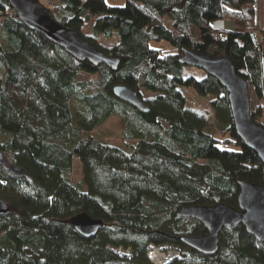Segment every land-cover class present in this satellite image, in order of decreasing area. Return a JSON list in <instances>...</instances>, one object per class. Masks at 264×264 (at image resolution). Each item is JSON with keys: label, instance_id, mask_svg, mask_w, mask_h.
<instances>
[{"label": "trees", "instance_id": "trees-1", "mask_svg": "<svg viewBox=\"0 0 264 264\" xmlns=\"http://www.w3.org/2000/svg\"><path fill=\"white\" fill-rule=\"evenodd\" d=\"M56 1L47 7L51 17L118 65L77 60L0 0V151L31 179L0 166V197L9 204L0 215V264H151L153 245L180 249L166 264H264V242L243 225L223 227L217 252L207 256L179 240L205 234V227L177 215L192 205L237 208L238 180L264 183L261 161L235 132L225 88L205 72L184 76L187 66L178 61L183 49L228 57L253 93L252 119L264 126V27L256 0ZM221 19L245 27L221 30L220 39L213 23ZM90 22L94 33L84 34ZM99 35L118 40L106 47ZM161 41L168 48L151 47ZM117 85L134 89L148 111L116 98ZM179 86L211 95L207 109L187 107ZM110 115L125 125L123 147L93 134ZM74 156L86 191L71 179ZM81 212L102 220L94 237L74 229L72 217Z\"/></svg>", "mask_w": 264, "mask_h": 264}, {"label": "water", "instance_id": "water-1", "mask_svg": "<svg viewBox=\"0 0 264 264\" xmlns=\"http://www.w3.org/2000/svg\"><path fill=\"white\" fill-rule=\"evenodd\" d=\"M7 1L23 24L61 47L72 57L81 61L86 60L94 66L103 64L109 69L116 70L118 65L116 57L106 54L78 31L55 21L39 0ZM178 61L182 65L195 67L213 76L225 88L235 132L257 155L264 167V126L252 119L247 82L235 72L229 58L183 49ZM112 92L116 98L138 111H148L134 89L117 85ZM0 166L9 174L31 180L23 168L8 162L1 151ZM237 184L239 187L237 208L220 202L212 206L182 207L177 212L178 216L199 221L206 229V233L202 235L181 236L179 238L181 243L200 254L214 255L219 246L220 230L238 224L243 225L246 232L257 241L264 242V183L238 180ZM8 209L9 204L0 197V215L7 213ZM72 223L76 232L85 238L94 237L102 227V220L94 219L85 212L74 215Z\"/></svg>", "mask_w": 264, "mask_h": 264}, {"label": "rangeland", "instance_id": "rangeland-1", "mask_svg": "<svg viewBox=\"0 0 264 264\" xmlns=\"http://www.w3.org/2000/svg\"><path fill=\"white\" fill-rule=\"evenodd\" d=\"M40 2L47 8L50 6V3L56 4V0H40ZM106 2L109 5H117L121 6L124 3V0H106ZM256 11L257 16H260L259 9H260V0L256 1ZM257 19V17H256ZM234 24V23H233ZM259 25V24H258ZM262 26H264L262 22ZM229 30V29H227ZM82 32L84 34H93L94 31L92 30V23L86 24L82 28ZM117 38L115 36H112L110 38H106L103 35H99L98 37V43L106 46L111 47L113 44L117 42ZM152 48H168V45L166 42H151ZM195 76L196 78H202L204 76V71L197 69L195 67L187 66L185 68L184 76ZM91 76L88 74H80V79H88ZM179 90L183 93V95L186 98V106L193 109H207L208 102L210 99H212L211 95L208 96H201L197 94L193 89L186 88L179 86ZM145 95H150L149 93L145 92ZM249 96H253L252 91L249 89ZM257 100L253 98L251 102V107L254 108L257 105ZM125 125L120 120V117L118 115H110L104 122L99 124L93 131V134L101 140H104L108 142L109 144L123 147V139H122V130L124 129ZM71 179L74 183H78L84 191H86V186L83 182V175H82V164L80 159L77 156H74L72 159V172H71ZM123 251H126L123 249Z\"/></svg>", "mask_w": 264, "mask_h": 264}, {"label": "built area", "instance_id": "built-area-1", "mask_svg": "<svg viewBox=\"0 0 264 264\" xmlns=\"http://www.w3.org/2000/svg\"><path fill=\"white\" fill-rule=\"evenodd\" d=\"M50 6L53 8L55 6L54 3H50ZM224 36L223 31H218L216 34L217 38L222 39ZM120 253H128L129 250L123 251L121 247L116 248ZM181 251L179 248L175 246H151L147 252V257L151 264H166L171 259L180 256Z\"/></svg>", "mask_w": 264, "mask_h": 264}, {"label": "crops", "instance_id": "crops-1", "mask_svg": "<svg viewBox=\"0 0 264 264\" xmlns=\"http://www.w3.org/2000/svg\"><path fill=\"white\" fill-rule=\"evenodd\" d=\"M256 4H257V2H256ZM263 7H264V0H260V9L258 10L260 16H257V11H256V17H257V22L259 24V27H264V26H262V22L264 24V10H263ZM213 26L216 29H219V30H227V29H229V30L242 31L244 29V27H245V24L243 22L221 19V20H218V21L214 22Z\"/></svg>", "mask_w": 264, "mask_h": 264}]
</instances>
